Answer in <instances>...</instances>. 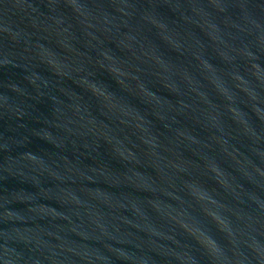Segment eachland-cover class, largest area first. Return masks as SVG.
<instances>
[{
  "label": "water",
  "instance_id": "95a60500",
  "mask_svg": "<svg viewBox=\"0 0 264 264\" xmlns=\"http://www.w3.org/2000/svg\"><path fill=\"white\" fill-rule=\"evenodd\" d=\"M0 264H264V0H0Z\"/></svg>",
  "mask_w": 264,
  "mask_h": 264
}]
</instances>
